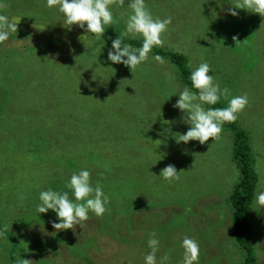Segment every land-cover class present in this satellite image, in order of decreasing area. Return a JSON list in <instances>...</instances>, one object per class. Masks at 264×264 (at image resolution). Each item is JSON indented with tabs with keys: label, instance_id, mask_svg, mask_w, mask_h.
I'll return each instance as SVG.
<instances>
[{
	"label": "rangeland",
	"instance_id": "374dc122",
	"mask_svg": "<svg viewBox=\"0 0 264 264\" xmlns=\"http://www.w3.org/2000/svg\"><path fill=\"white\" fill-rule=\"evenodd\" d=\"M236 2L145 0L153 18L172 19L155 47L183 54L189 72L209 63L216 82L230 89L228 99L247 95L236 127L248 136L258 193L264 191V16L247 9L232 16ZM130 3L112 0L114 23L98 37L68 25L47 0H0V14L17 24L0 42L2 225L28 264H145L151 238L159 241L157 264L163 257V264H184L185 238L199 244L195 264H242L245 253L230 226L231 192L241 178L235 128L224 123L219 138L204 144L176 142L173 134L190 127L174 108L177 93L191 86L178 63L153 50L133 69L107 59L118 36L130 44L124 34ZM226 106L224 99L216 105ZM170 164L181 171L179 180L159 176ZM81 169L109 196L107 211L56 229L54 212L45 219L36 210L39 194L53 188L73 198L64 185ZM140 201L143 209L133 213ZM247 218L257 264H264V206L253 199ZM1 234L0 264H8L13 244Z\"/></svg>",
	"mask_w": 264,
	"mask_h": 264
},
{
	"label": "clouds",
	"instance_id": "9594fccd",
	"mask_svg": "<svg viewBox=\"0 0 264 264\" xmlns=\"http://www.w3.org/2000/svg\"><path fill=\"white\" fill-rule=\"evenodd\" d=\"M111 4L112 0H47L49 8L59 6V11L64 15L68 25L78 24L81 29L98 37L103 36L106 26L114 23ZM2 7L4 5L0 4V8ZM129 7L132 12L126 21L124 34L132 39L139 34L143 37V43L140 47L125 44L118 36L112 41V50L108 52L107 59L113 64L122 63L133 69L148 58L153 47L162 45L161 36L172 23V19L171 17L153 18L145 0H131ZM236 9H247L264 16V0H237L234 8L228 11L232 16H238ZM16 31L17 24L7 15L0 14V42L8 40L10 34ZM155 59L161 61L159 56ZM189 79L191 86L186 85L177 93L179 98L174 108L180 110L183 114L182 122L190 127L185 133L178 136L174 133L173 136L177 143L186 144L195 140L204 144L210 138L213 140L219 138L224 123L236 121L238 113L248 104V97L247 95L232 96L228 99L230 89L221 88L216 82L214 69L207 62L192 68ZM222 99L227 100V106L216 107ZM205 105L208 107L206 108ZM180 172L170 164L161 170L159 176L169 181L179 180ZM64 187L71 191L73 198L69 197L68 191L53 188L41 191L39 194L40 203L36 210L39 214L47 213L49 210L54 212L59 221L53 222L54 228L73 229L81 221H86L90 212L99 217L107 211L109 196L105 194L99 183L92 185L89 170L81 169L78 173H73ZM255 200L258 205L264 206V191L256 193ZM182 246L185 249L184 264H195L200 252L198 242L185 238ZM148 247L151 251L144 258L145 264H157L156 253L159 241L156 238L149 239ZM165 259L167 257L161 258V264ZM28 262L29 260L23 259V264Z\"/></svg>",
	"mask_w": 264,
	"mask_h": 264
},
{
	"label": "trees",
	"instance_id": "16d2710c",
	"mask_svg": "<svg viewBox=\"0 0 264 264\" xmlns=\"http://www.w3.org/2000/svg\"><path fill=\"white\" fill-rule=\"evenodd\" d=\"M129 43L133 46L140 47L143 43V39H130ZM152 50L155 54L169 56V59L172 62H177V65L180 69V75H183L184 79H186L188 82L190 72L185 69V67L187 68V59L183 54L176 52L168 53V51L159 49L158 47H153ZM183 63L185 64V67ZM133 76L134 75H131L130 77ZM236 122L237 121L230 122L228 125H233L235 128V136L238 141L237 160L241 167V178L239 182L236 183L231 192L230 206L232 208V217L230 226L233 238L239 244L237 245L240 247V249H243L245 253L242 264H257V255L255 254V250L253 249L252 245L251 225L247 218L249 213L252 211L253 199H255L256 195L255 190L257 183V172L254 165V158L251 154L249 144L247 143L248 136L246 135L245 131L242 130V128L236 127ZM162 146L166 148L165 152L168 153V146L166 144ZM182 153L183 150H181V153L178 154V157L176 158L179 159V156ZM160 158H162V156ZM138 208L143 209V203L141 201L136 202L133 213H135ZM49 215H52L50 211L44 214L42 213L39 216L45 217L46 219ZM31 216L32 215L29 217ZM25 219L26 218L21 217V226L22 224H25ZM4 220L5 218L0 215L1 235L7 238L8 243L13 244L12 255L8 264H14L22 261L20 259H23L22 256H24L25 250L20 251L16 248V244L19 241L17 240L16 236L12 235L8 231H5L4 226L2 225V223L4 224ZM29 223L30 222H28V224ZM254 243L255 247H257L256 240Z\"/></svg>",
	"mask_w": 264,
	"mask_h": 264
},
{
	"label": "bare ground",
	"instance_id": "6f19581e",
	"mask_svg": "<svg viewBox=\"0 0 264 264\" xmlns=\"http://www.w3.org/2000/svg\"><path fill=\"white\" fill-rule=\"evenodd\" d=\"M78 170V169H77ZM80 171V170H79Z\"/></svg>",
	"mask_w": 264,
	"mask_h": 264
}]
</instances>
